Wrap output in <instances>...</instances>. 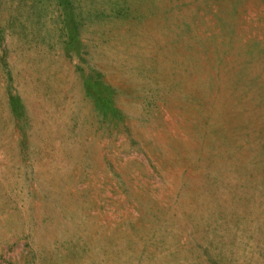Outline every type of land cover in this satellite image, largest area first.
Returning <instances> with one entry per match:
<instances>
[{"label": "rangeland", "instance_id": "374dc122", "mask_svg": "<svg viewBox=\"0 0 264 264\" xmlns=\"http://www.w3.org/2000/svg\"><path fill=\"white\" fill-rule=\"evenodd\" d=\"M0 264H264V0H0Z\"/></svg>", "mask_w": 264, "mask_h": 264}]
</instances>
